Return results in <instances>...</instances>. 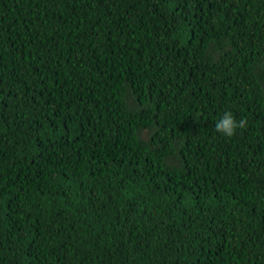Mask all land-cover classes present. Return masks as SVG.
<instances>
[{
  "label": "trees",
  "instance_id": "16d2710c",
  "mask_svg": "<svg viewBox=\"0 0 264 264\" xmlns=\"http://www.w3.org/2000/svg\"><path fill=\"white\" fill-rule=\"evenodd\" d=\"M0 264H264V0H0Z\"/></svg>",
  "mask_w": 264,
  "mask_h": 264
},
{
  "label": "clouds",
  "instance_id": "9594fccd",
  "mask_svg": "<svg viewBox=\"0 0 264 264\" xmlns=\"http://www.w3.org/2000/svg\"><path fill=\"white\" fill-rule=\"evenodd\" d=\"M246 126V120L241 118L237 120L230 109L224 110L214 122L215 130L225 137H232L237 129Z\"/></svg>",
  "mask_w": 264,
  "mask_h": 264
}]
</instances>
